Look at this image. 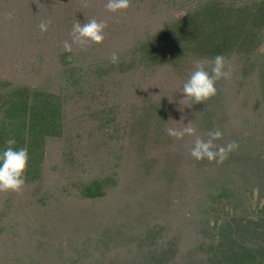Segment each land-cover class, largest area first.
Segmentation results:
<instances>
[{"label": "rangeland", "instance_id": "obj_1", "mask_svg": "<svg viewBox=\"0 0 264 264\" xmlns=\"http://www.w3.org/2000/svg\"><path fill=\"white\" fill-rule=\"evenodd\" d=\"M55 5L52 3L54 11ZM135 6L116 14L102 10L93 17L106 21L108 26L103 43L91 44L84 49L72 45L71 51L79 62H85L86 70L82 74L87 71L90 58L125 51L133 35L162 25L168 16L161 2L148 1ZM92 7L93 11L97 10L98 3ZM27 22H17L19 34L14 39L15 47H7L5 39L0 41V73L10 78L16 76L15 79L26 76L34 83L43 79L53 83L56 78L52 75L57 69L52 70L55 67L50 58L55 55L53 46L62 47L65 41L71 44V35L45 39L44 42L41 36L53 32V28L50 26L45 33L30 35L31 22ZM185 81L184 76L158 69L136 72L123 80L115 77L106 83L84 85L86 90L82 99L69 101L67 136L49 147L43 182L17 198L16 209L9 218H0V224H5L6 229L0 234V261L19 257L21 264H92L93 255L104 254L116 263L118 258H129V264H135L147 253L151 263L168 264L171 260L181 262L174 254L180 250H184V255L190 254L192 262V256L202 248L206 254L203 264H232L234 258L226 256L236 246L235 241L240 242L242 235L262 236L258 225L264 222V195H260L256 186L242 193L247 203L240 200L238 208L228 203L217 205L220 222L215 224L213 215L207 225L205 216L194 222L197 220L194 211L198 210L194 201L205 192L202 181L210 176L215 164L206 159L197 161L190 155L194 137L182 144L167 132L169 128L176 129L179 115L186 119L184 124L192 122L197 135L207 139L208 132L201 129L192 103L188 100L182 103L185 97L180 89ZM233 82L232 74L224 89L235 92L229 87ZM53 85L56 88V84ZM95 97L98 98L96 103L91 99ZM228 98L234 100L231 96ZM145 104L159 105L162 109L160 119L154 113V132L133 123L134 111L138 115L143 112L145 117L149 114ZM103 107L106 110L118 107L121 113L115 114L107 125L106 135L96 136L93 129L99 115L94 113ZM221 110L224 117L222 131L226 136L223 135L220 143L224 144V139H230L228 142L236 140L244 127L242 120L231 117L230 106L224 105ZM117 156L121 159L114 160ZM113 170L119 175L117 187L107 192L102 200H82L76 187V194H65L72 179L82 181L100 174L98 172ZM192 171L199 173L198 178L203 175V179L190 189L186 187L185 192L186 173ZM261 173L263 176V171ZM5 194L0 192V212ZM41 198L46 201L44 204L40 203ZM53 213L55 220L47 225L43 218ZM214 225H222V229ZM254 227L258 231L255 234Z\"/></svg>", "mask_w": 264, "mask_h": 264}, {"label": "trees", "instance_id": "obj_2", "mask_svg": "<svg viewBox=\"0 0 264 264\" xmlns=\"http://www.w3.org/2000/svg\"><path fill=\"white\" fill-rule=\"evenodd\" d=\"M148 1L153 4L163 3L168 16L162 25L133 35L125 51H116L119 55L118 64L110 63V55L90 58L87 71L82 74V71L86 70L85 62L80 63L73 51H67L63 46L57 45L53 46L55 55L50 57L51 63L55 66L52 70L57 68L52 75L56 78L53 83L45 79L34 83L26 76L15 79L16 76L10 78L9 75L0 73V152L7 147L8 139H15L16 144L12 147L14 149L26 147L29 154L25 186L20 194L14 192L5 194L1 204V219L9 218L11 212L15 211L17 198L19 199L24 191L43 182L49 147L51 143L67 136L68 104L71 99H82L86 90L84 85H92L99 81L106 83L115 77L123 80L136 72L144 73L158 69L169 70L177 76H184L187 80L191 69L194 68V60L211 61L217 55H223L230 65L234 82L229 87L236 91L224 89L226 80L222 79L217 82L222 86L217 87L216 84V96L205 103L193 104L192 101L190 103L198 113L196 118L201 129L206 132L215 128L224 130L221 110L224 105L230 106L233 111L231 117L242 120L241 126L244 128L234 140L239 144V148L230 153L222 164L214 162L215 167L210 170L208 178L203 179V173L201 178H198L200 177L198 172L186 173L187 184L184 190L187 192V188L190 189L194 183L203 179L202 183H205L206 189L200 198L194 201L198 208L194 211V218L200 219L205 216V225L210 223L212 215L216 217L215 224L221 221L217 205L228 203L238 208L240 200L247 203L242 197L244 191L256 186L260 190V195H264V0H131V6L144 5ZM84 2H88L89 6L84 7ZM95 2L98 3L99 9L93 11L92 4ZM52 3L56 4L54 7H57L56 11L51 9ZM106 3L107 0H0V41L3 42L5 39L7 47L13 48L17 45L14 41L15 36L19 34L17 22L28 23L29 20L31 28L28 34L36 36L42 34L38 28L39 22L46 19L52 20L53 32H49L45 37L44 34L41 36L44 42L45 39L66 38L70 35L76 20L81 24L85 23L86 20L99 15L100 11H106L104 7ZM11 10H14L15 16L9 21L5 19V13ZM66 27L70 28L69 32ZM9 53L12 54L13 51ZM26 62L29 63L28 60ZM34 63L35 61L33 65ZM53 84H56V88ZM246 91L252 97L247 98ZM229 96L234 100L228 98ZM91 99L96 103L95 99L98 98ZM183 102L187 103L186 100ZM145 105L148 109L145 111L149 114L145 117L143 112L138 115L134 111L133 123L137 127L152 129L154 132L156 127L155 129L153 127V118L156 115L160 119L163 115L162 109L159 105ZM119 110L118 107L107 110L103 107L94 113L99 116L96 118L98 123L93 133L96 136H104L107 125L115 118V114H119ZM176 119L178 120L175 128H182L186 119L179 115ZM189 138L192 136H185L180 142L183 144L184 140L188 141ZM229 140L224 139V144H221L220 140L215 143L226 145ZM115 159L120 160L121 157L117 156ZM98 173L100 174L82 181L72 179L65 194H76L77 188V195L82 200H102L107 192L117 187L119 175L116 170ZM45 202L44 198L40 199V203ZM47 215L43 219L49 225L55 220V214L48 217ZM199 219H194V222ZM4 225L0 224V234L6 230ZM214 226L222 229V225ZM258 226L262 236L242 235L240 242H234L236 246L231 248L229 256H226L234 258L232 264H264V222ZM213 230L211 232L214 233ZM252 230L253 234L258 232L256 227ZM180 251L174 254L179 256L181 262L171 260L168 264L204 262L206 254L202 248L192 256V262L190 254L184 255V250ZM107 256L93 255L92 264L130 263L129 258L126 260L118 258L116 263ZM142 256L145 257H139L135 264H158L153 261L151 263L147 253ZM21 260L22 258L17 257L12 261H0V264H21Z\"/></svg>", "mask_w": 264, "mask_h": 264}, {"label": "clouds", "instance_id": "obj_3", "mask_svg": "<svg viewBox=\"0 0 264 264\" xmlns=\"http://www.w3.org/2000/svg\"><path fill=\"white\" fill-rule=\"evenodd\" d=\"M83 6L88 7V2H84ZM104 7L110 13H122L131 7V0H107ZM14 16V10L5 13L6 20L11 21ZM51 24V19L41 20L38 28L42 33H45ZM107 26L106 21H98L95 18L86 20L83 24L76 20L70 33L71 44L65 41L64 49L71 51L73 44L84 49L91 44L103 43ZM109 61L114 65L119 63L117 52L114 51L110 54ZM193 63L194 70L180 89L185 97L182 101H192L193 104L205 103L217 95L216 84L218 81L231 79L232 69L223 55H217L211 61L196 59ZM167 132L177 140H182L185 136L195 137L190 155L197 161L206 159L210 163L222 164L227 160L230 153L239 148L236 141H231L226 145H217L215 141L221 140L224 135L219 128L209 131L207 139L197 135V130L192 126V122L187 125L184 124L182 128H169ZM15 144V139H8L6 141L7 147L0 152V192L3 193L20 194L26 183L25 172L29 162L28 149L26 147L14 149L12 146Z\"/></svg>", "mask_w": 264, "mask_h": 264}]
</instances>
